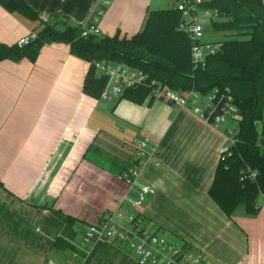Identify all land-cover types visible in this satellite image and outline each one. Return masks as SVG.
I'll use <instances>...</instances> for the list:
<instances>
[{"label":"crops","instance_id":"obj_1","mask_svg":"<svg viewBox=\"0 0 264 264\" xmlns=\"http://www.w3.org/2000/svg\"><path fill=\"white\" fill-rule=\"evenodd\" d=\"M41 19L82 25L102 1L101 35L131 37L161 0H25ZM174 1V0H170ZM264 1V0H263ZM174 6V5H173ZM37 22L0 5V44L18 45ZM63 43H47L35 61L0 63V264H138L113 241L78 249L86 227L137 197L119 175L137 168L153 188L140 213L205 264H264V203L257 215L231 218L208 195L226 144L188 108L84 93L89 64ZM145 142L140 151L138 143ZM146 201V200H145ZM264 202V197L263 200ZM144 205V204H143ZM70 219V221H69Z\"/></svg>","mask_w":264,"mask_h":264},{"label":"trees","instance_id":"obj_2","mask_svg":"<svg viewBox=\"0 0 264 264\" xmlns=\"http://www.w3.org/2000/svg\"><path fill=\"white\" fill-rule=\"evenodd\" d=\"M0 5L39 24L38 38L31 45L20 48L17 44H0V63L25 58L35 61L44 44H66L73 56L89 64L83 90L93 99L101 98L107 83L104 77H96L94 63L100 61L142 70L179 93L192 89L202 95L228 92L243 121L238 125L232 153L219 160L208 195L229 218L239 207H244L250 216L259 213V200L264 197L263 0L205 1L204 8L219 13L211 31L224 37L205 67L192 63V44L178 28L181 14L174 7L150 10L142 30L131 37L120 32L114 36L82 37V25L50 24L25 0H0ZM106 8L103 7L104 13ZM121 96L139 105L150 99L146 87L127 90ZM251 171L257 172L256 177L251 176Z\"/></svg>","mask_w":264,"mask_h":264},{"label":"built area","instance_id":"obj_3","mask_svg":"<svg viewBox=\"0 0 264 264\" xmlns=\"http://www.w3.org/2000/svg\"><path fill=\"white\" fill-rule=\"evenodd\" d=\"M175 1L174 8L181 14L178 28L189 37L192 44V63L196 67H205L208 57L220 49V43L209 38L206 23L212 27V23L219 19V13L204 8L203 4L206 0ZM108 5V1H102L99 8L95 9L91 18L83 26L82 37L101 35L100 23L104 15L103 7ZM37 38V33L31 32L19 40L18 46L20 48L27 47ZM94 66L96 77H104L107 80L106 87L101 94L103 100L121 96L127 90L146 87L149 89L150 99L165 101L175 108H188L215 129L231 123L233 126L229 125L224 129L226 144L219 149V157L224 159L232 153V147L236 145L239 134L238 125L243 121V117L228 92L216 93L213 91L202 95L192 89L179 93L161 82L151 79L144 71L123 63L100 61L95 62ZM145 146V142L138 143L139 156ZM256 175V171H251L252 177H256ZM119 177L130 189L140 187L137 197L131 200L132 208L125 206L127 199L124 198L118 208L105 212L98 223L86 228L78 249L86 253L89 244L113 241L130 250L136 256L138 264H205L201 254H192L187 246L175 245L157 231L152 233L148 229L147 221L140 213V209L146 196L153 193V188L148 183L140 185L142 182L141 171L131 168L123 171ZM77 257L78 253L74 252L70 259L61 264H72ZM50 264L59 263L50 261Z\"/></svg>","mask_w":264,"mask_h":264},{"label":"rangeland","instance_id":"obj_4","mask_svg":"<svg viewBox=\"0 0 264 264\" xmlns=\"http://www.w3.org/2000/svg\"><path fill=\"white\" fill-rule=\"evenodd\" d=\"M161 1H162L161 4H163V5H160V7H158L157 9H159V8H161V9L170 8V7H173V5H174V1H173V2L170 1V0H161ZM206 27H207V29H208V35H209V38H210L211 40H217V41L220 42V41H222V39H224V37H223L221 34H215V33L211 32V26H210L209 23H206ZM263 120H264V113H263ZM229 125H230V126H233L231 123H227V124H225V125H222V126L220 127V129H222V130L224 131L225 127H226V126H229ZM147 200H148V195L146 196V201L143 203V204H144L143 206L146 205ZM262 200H263V198H261V199L259 200V204H260V206H261V204L264 203ZM128 208H132V207H131V204H128ZM113 210H114V209H113ZM132 211H133V210H132ZM147 225H148V224H147ZM152 226H153V225H152ZM152 226H148V229L151 230L152 233H155L157 230H156L155 227H152ZM86 228H87V227H86ZM157 232H158L160 235L164 236L165 238L170 239V237H169L167 234H165L164 232H161V231H157ZM171 242L174 243L175 245H178V243L175 242V241H173V240H171ZM192 254H194V253H192Z\"/></svg>","mask_w":264,"mask_h":264},{"label":"bare ground","instance_id":"obj_5","mask_svg":"<svg viewBox=\"0 0 264 264\" xmlns=\"http://www.w3.org/2000/svg\"><path fill=\"white\" fill-rule=\"evenodd\" d=\"M108 2H109V1H108ZM175 3H176V1L174 0V6H173V7H175ZM32 32H34V31H32ZM211 32H212V31H211ZM35 33H36V32H35ZM29 34H30V33H29ZM99 36H100V35H99ZM223 146H224V145H223ZM223 146H222V147H223ZM222 147H221V148H222ZM221 148H220V149H221Z\"/></svg>","mask_w":264,"mask_h":264}]
</instances>
